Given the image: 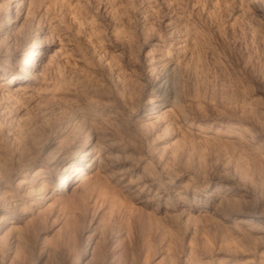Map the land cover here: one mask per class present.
I'll return each mask as SVG.
<instances>
[{
    "label": "rangeland",
    "instance_id": "rangeland-1",
    "mask_svg": "<svg viewBox=\"0 0 264 264\" xmlns=\"http://www.w3.org/2000/svg\"><path fill=\"white\" fill-rule=\"evenodd\" d=\"M0 226V264H264V0H0Z\"/></svg>",
    "mask_w": 264,
    "mask_h": 264
},
{
    "label": "bare ground",
    "instance_id": "bare-ground-1",
    "mask_svg": "<svg viewBox=\"0 0 264 264\" xmlns=\"http://www.w3.org/2000/svg\"><path fill=\"white\" fill-rule=\"evenodd\" d=\"M25 4V0H15V5L17 6H24ZM14 5H11V7H13ZM11 7H9L8 9V14L12 12L11 10ZM36 62H32L30 67L28 68L27 70V73L25 76H23V80H28L31 78V75H32V72L35 70L36 68ZM15 78V77H14ZM88 144V138L85 137L83 138L80 142L76 143L75 146H74V149L72 151V157L73 158H76L78 156V154L82 153L83 151V148ZM92 161H93V157L90 155V152H86L85 154H83V157H80L78 159H76V162L79 163L80 165H83L84 167H89L92 165ZM57 187H56V190H59L61 189L62 187V184H61V181H59V183L56 184ZM43 197H40L39 198V203L43 202ZM2 228V226H0V229ZM88 242L86 243L83 251L86 252L87 251V246H88Z\"/></svg>",
    "mask_w": 264,
    "mask_h": 264
}]
</instances>
